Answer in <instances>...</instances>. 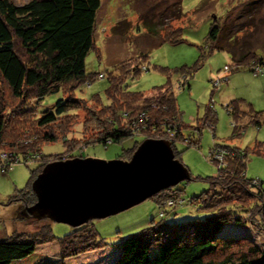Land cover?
Wrapping results in <instances>:
<instances>
[{
	"label": "trees",
	"instance_id": "1",
	"mask_svg": "<svg viewBox=\"0 0 264 264\" xmlns=\"http://www.w3.org/2000/svg\"><path fill=\"white\" fill-rule=\"evenodd\" d=\"M100 6L101 0H28L19 4L14 0H0V164L6 161L5 170L0 168V171L9 172L16 162H38V167L31 171L30 186L18 189L7 205L20 203L30 207L36 201L31 184L44 166L78 157L81 154L75 152L89 145L117 143L132 135H139L144 140L166 139L177 159V141L188 143L187 146L198 144V141L185 138L182 132L187 126L180 119L174 93L181 75H186L181 88L188 84L194 65L161 69L167 77L165 84L154 87L149 93L131 91L124 85V77L149 69L146 56H141V59L116 65L115 73L94 75L108 78V103L94 95L92 104L88 105L75 96L79 86L90 85L94 79L86 72L85 58L95 48L93 34ZM181 15L179 7L177 17ZM221 24L215 20L209 28L210 50L220 48L225 22ZM151 28L149 33L163 43L175 44L182 40L181 27L168 24L163 30ZM233 36V39L237 37ZM228 50L234 58L233 69L226 65L229 71L248 67L253 72L260 67L264 73V60L256 51L237 55ZM173 73L180 76L173 79ZM58 93L60 97L40 109L46 96ZM242 106L241 100L226 104L236 135H240L247 124L259 127L264 115V112H254L251 106L245 112ZM80 111L85 112L88 122L76 123ZM207 111L198 120L195 130L200 131L201 126H210L214 130L216 115L210 108ZM57 140L63 143V151L42 152L44 143ZM139 144L136 142L119 159H129ZM215 151L223 152L220 168L213 158ZM251 153L264 155V140L256 141L251 149L214 144L209 151V160L216 164L217 172H224L226 178H210V191L191 199L199 209L211 214L204 218L166 221L165 209L183 202L181 190L169 187L157 192L150 199L164 214L122 239L114 264H264V249L248 237L219 235L223 226L241 223L243 218L253 227L264 229V185L262 182L254 184L255 179L245 175L247 157ZM241 198L251 201H237L241 204L237 206L235 201ZM168 201H172L170 206ZM26 216L36 218L29 213ZM90 222L60 238L52 233L46 222L36 228L32 237L15 233L0 239V264L23 260L39 245L54 240L59 244L58 259L47 264H64L69 257L101 249L105 242L98 239Z\"/></svg>",
	"mask_w": 264,
	"mask_h": 264
},
{
	"label": "rangeland",
	"instance_id": "2",
	"mask_svg": "<svg viewBox=\"0 0 264 264\" xmlns=\"http://www.w3.org/2000/svg\"><path fill=\"white\" fill-rule=\"evenodd\" d=\"M14 1L19 4L28 0ZM179 7L182 15L177 17ZM215 20L220 24L225 22V26L221 32L220 48L210 50L207 34ZM168 24L182 28L180 42L163 43L159 37L149 33L151 27L163 30ZM233 35L237 37L233 39ZM93 40L95 48L85 58L86 72L92 76L99 72L115 73L116 65L146 56L149 69L134 76L127 75L123 79L124 85L131 91L149 93L154 87L165 84L167 77L161 69L173 70L181 66L191 68L194 65L188 84L183 88L175 84L174 93L180 119L187 126L182 132L185 138L198 141V144L187 146L188 143L180 141L175 144L177 159L188 169L190 179L174 186L181 190L183 202L173 208H166L164 219L170 222L184 221L211 214L199 209L196 202H191L192 197L210 191V178H226L224 172H217L216 164L209 160L210 149L214 144L251 149L256 141L264 140V115L259 127L247 124L241 134L236 135L233 133L232 118L226 110V104L230 101L241 100L245 112L251 106L254 112L263 113L264 73L255 75L248 67L233 71L225 69L226 65H231L233 69L234 63L232 52L228 49L237 55L256 51L264 60V0H101ZM179 76L173 73L172 78ZM108 87L107 77L101 79L94 76L90 85L83 83L74 94L88 105L92 104L94 95H98L103 103H108ZM58 97L60 93L46 96L40 109L52 104ZM207 108L212 109L211 113L216 115L215 128L212 130L210 126H201L200 131H197V122L204 116ZM79 114L76 123L88 122L84 111ZM142 141L144 139L141 136L132 135L117 143L89 145L75 153L84 158L119 159L136 142ZM63 149L61 140L44 143L42 146L44 154L60 153ZM37 167L38 162L35 161L16 162L9 172L0 171V239L15 233L32 237L36 228L46 222L57 238L74 230L68 224L55 222L47 217L39 220L26 216L25 211L29 206L24 207L20 203L6 204L16 191L28 186L31 171ZM245 175L249 179H255L254 184L262 182L264 185V155H248ZM237 201L241 203L251 200L241 198L235 202ZM236 205L241 206L238 202ZM160 218V209L149 198L126 210L93 219L90 223L105 246L69 257L64 264H114L119 254L118 243L150 225L152 220ZM219 235L246 236L264 249V229L248 224L246 218L241 223L226 224ZM58 254L59 244L54 240L39 245L29 257L11 264H47L56 261Z\"/></svg>",
	"mask_w": 264,
	"mask_h": 264
},
{
	"label": "water",
	"instance_id": "3",
	"mask_svg": "<svg viewBox=\"0 0 264 264\" xmlns=\"http://www.w3.org/2000/svg\"><path fill=\"white\" fill-rule=\"evenodd\" d=\"M189 179L170 141L146 139L127 160L78 156L47 163L31 184L36 201L25 212L76 228Z\"/></svg>",
	"mask_w": 264,
	"mask_h": 264
},
{
	"label": "built area",
	"instance_id": "4",
	"mask_svg": "<svg viewBox=\"0 0 264 264\" xmlns=\"http://www.w3.org/2000/svg\"><path fill=\"white\" fill-rule=\"evenodd\" d=\"M225 69L228 70V67L225 66ZM262 72H263V71L261 70L260 67H256V68L253 70V73H254L255 75H258V74H260V73H262ZM100 76H102V74H100L99 77H100ZM185 78H186V75H185V74H184V75H181V76H180V80L176 83V86H177V87H181V85H182V83H183V80H184ZM2 158H4V156H2ZM213 158H215L216 162L218 163L217 165H218V167L220 168V167H221L220 163H222V159H223V152H217V151H215V152L213 153ZM2 160H3V159H2ZM5 167H6V161L3 160V161L1 162V164H0V168H1L2 171H4V170H5ZM254 181H256V180H254ZM254 181H253V182H254ZM167 204L170 206V205L172 204V201H168ZM163 214H164V211L161 210L160 215H163Z\"/></svg>",
	"mask_w": 264,
	"mask_h": 264
}]
</instances>
